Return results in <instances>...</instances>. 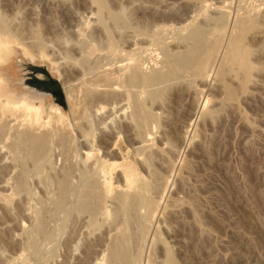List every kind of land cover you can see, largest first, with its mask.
I'll return each instance as SVG.
<instances>
[{
  "label": "rangeland",
  "instance_id": "rangeland-1",
  "mask_svg": "<svg viewBox=\"0 0 264 264\" xmlns=\"http://www.w3.org/2000/svg\"><path fill=\"white\" fill-rule=\"evenodd\" d=\"M0 34L33 59L0 74L44 95L0 111V264H264V0H0ZM215 40L205 80L145 84Z\"/></svg>",
  "mask_w": 264,
  "mask_h": 264
},
{
  "label": "bare ground",
  "instance_id": "bare-ground-1",
  "mask_svg": "<svg viewBox=\"0 0 264 264\" xmlns=\"http://www.w3.org/2000/svg\"><path fill=\"white\" fill-rule=\"evenodd\" d=\"M220 21L221 22H219V23L221 25L223 21L221 19H220ZM2 33H3V37H4V32H1V34ZM1 34H0V36H1ZM6 36H7V34H6ZM198 36H199V34H198ZM5 39H3V38L0 39V54L2 53V56H0V66L7 65V62H9V60L11 58L20 59V60H28L29 62H31L33 60L27 54H25L22 50H20L19 48H16L15 47L16 46L15 44H13V43L11 44L9 42V40H5ZM237 42L235 43L236 46H237V44H239ZM204 43L206 45L204 44V50L203 49H201L202 51L200 50L199 55H201V56H197L196 57L198 59L193 58V54L195 53V51L193 49H189L186 52H184V53H186L185 56H187V52L189 53V56H187V57L184 56V58L182 60H180L179 63H177L178 64L177 67H175V66H176V62L178 60L174 63L175 64L174 67L177 68V69L172 68V66H171L170 69H168V71H166V72L163 73V71H162L163 70L162 69L163 67H162L161 68L162 69L161 71L158 70V73L156 72V75L153 77V80H152V77H151V79H149L148 81H146L145 84L146 85L148 84L149 86H152L150 84H154V82L155 83L156 82L157 83H163L164 81H167V80H169V79H171L173 77H176L178 73H175V72H179L180 74L178 76H182L188 70H192V69L195 71V73L200 74V77H202L205 80V78L208 77V73H209V68L208 67H210L209 64L211 62L210 60L211 59L213 60V58H214V57L211 58V56H213V54L216 53L215 48H217L216 47L217 46V40L213 41V43H211L208 46H207V44L209 42L208 43L204 42ZM1 44L3 46H1ZM231 44H233V43H231ZM230 46L228 47L230 49L228 51H226V55L224 56V61L229 66H232V67H235L236 66V68L239 67L241 69L240 71H243V75L245 76L247 74L248 70H249V64L247 63V60H246V57H245L246 51L243 50L242 45H239L237 47H230ZM218 53L219 52H217V54ZM212 64H210V65L212 66ZM211 68L212 67H210V70H211ZM122 71H123V68H122ZM133 71H135V70H133ZM119 72H121V71H119ZM127 75L128 74L124 75V76H126L124 78H120L121 80L120 79L116 80V82L112 85V88L114 87V89H111L112 92L109 95H112V96L115 95L116 96V92L117 91L114 92L115 89L119 88L120 86H124V87L127 86V88H125V89H128L129 87L133 86L132 84H134V85L137 84V83L139 84L140 80L142 79L141 78L142 75H140L137 72L136 73L131 72V73H129V76H127ZM153 75H151V76H153ZM118 78H119V75H118ZM178 78H176V79H178ZM11 84H12V82H11V80H9V77L8 76H5L3 74H0V111L1 110H5V111H7V110H10V111L11 110L19 111L20 110V111H22L25 114L26 113L27 114H30L29 111L31 110V107H35L36 108L35 110H38V108H40L38 106V104H40L43 101L44 95L36 94V93H33V92H29V91H23V90L15 91V90H13V87L11 86ZM166 84H167V82H166ZM110 85H109L108 88H111ZM140 85H141V83H140ZM122 88L123 87H120L119 89H122ZM51 90H53V94H55L56 96H59V88H58L57 85H52L51 86ZM149 92L151 93V91H149ZM154 95H155V93H154ZM102 97H104V95H102ZM146 98H147V95H146ZM152 98H153V96H152ZM111 100H112V98H111ZM53 102L55 103V101H53ZM56 108H58V107H56ZM98 109L100 110V109H103V108L100 107ZM22 112H20V113L22 114ZM66 118L63 115H61V113H60V116H58V119L63 120L65 122H66ZM128 119H129V122L133 126L136 125L134 127H136L137 131H138V129L141 130V132H143L144 135H146V134L149 135L151 133V131L154 129L153 126H152V124L151 125L149 124L148 115L145 113L144 108L142 107L141 110H140V105L138 103L134 104V107H133V110H132V114L130 113V115L128 116ZM32 120H34V119L32 118ZM149 120H150V118H149ZM83 133H85L84 130H83ZM144 138H145V136H144ZM144 138L141 139V140H144ZM15 148H17V147H15ZM147 150H149L148 147H147ZM102 188H105V187H102ZM100 211H102V210H100ZM88 212H90V211H88ZM93 212H95V211H93ZM112 212H114V211H112ZM112 212H111V214H112ZM91 214H90V216H91ZM120 242H114V243H112L111 246H110L111 248H109L110 250L108 249V251H109V254H108L109 258H107V260H109V262H111V263H113L116 260H119V258H123L124 256H126V254H125V252L123 250V245H122L123 242L122 243H120ZM105 254H106V252H105ZM103 263H104L103 261H100V262H98L96 264H103Z\"/></svg>",
  "mask_w": 264,
  "mask_h": 264
}]
</instances>
